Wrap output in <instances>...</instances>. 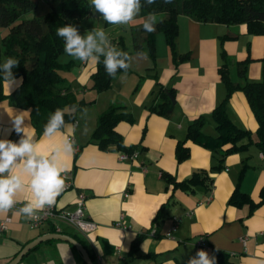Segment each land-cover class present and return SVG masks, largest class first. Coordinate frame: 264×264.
<instances>
[{
    "label": "crops",
    "instance_id": "crops-1",
    "mask_svg": "<svg viewBox=\"0 0 264 264\" xmlns=\"http://www.w3.org/2000/svg\"><path fill=\"white\" fill-rule=\"evenodd\" d=\"M32 1L36 10L39 3H46ZM48 11L47 4L38 16ZM148 15L140 9L128 25H109L100 16L69 23L82 36L94 28L103 29L115 48L122 38L131 57L129 70L117 73L109 89L96 92L91 88L96 62H82L66 53L60 55V63L67 64L62 85L69 102L65 110L75 113L77 125L73 121L66 123L67 129L51 138L44 132L38 134L30 110L5 98L0 101V140L18 143L26 134L39 145L41 154L48 158L57 156L58 166L64 169L61 175L70 172L72 187L60 193L55 205L72 210L78 196L83 195L86 214L97 228L83 234L62 225V233L78 240L95 264H188L198 251L213 256L216 249L227 252L237 264H264V200L260 198L264 152L252 143L245 151L222 156L220 150L212 151L187 141L188 158L178 161L175 153L178 141L186 136L188 124L200 115H209L225 97L226 87L218 73L221 64L228 65L231 80L240 85L264 80V34L248 32L245 23H204L179 15L176 49L187 58L175 63L164 36L158 34L161 32L155 35L153 58L144 44L140 50L133 49L131 28L146 21ZM242 60H248L245 77L238 75L237 62ZM17 80L19 83L12 89L3 82L5 94L21 83V77ZM160 86L166 92L172 90L173 110L168 116L149 110ZM112 104L124 105L133 116L132 122L120 121L116 130L126 146L134 147V158L121 159V151L102 150L90 139L98 115ZM226 113L237 126L250 131L252 140L256 139L257 122L242 91L232 93ZM16 120L22 121L20 128L24 133L15 130ZM203 130L216 133L211 118ZM69 136L80 147L77 153L67 139ZM69 142L72 151L66 153L64 146ZM244 163L248 167L241 175ZM198 171L206 172L209 180L188 190L175 187V182L189 179ZM29 182L30 178H25L22 190L17 191V202L27 203L31 198ZM236 186L250 196L255 207L229 203ZM121 214L130 228L114 226ZM174 216H179L180 222L167 237L165 233ZM4 218L9 222L0 236V264H8L26 244L51 232L48 224L31 227L29 218L19 211L0 213V219ZM199 240L201 245L197 244ZM134 242L137 249L132 254ZM49 261L86 264L72 244L57 239L40 242L18 264Z\"/></svg>",
    "mask_w": 264,
    "mask_h": 264
},
{
    "label": "trees",
    "instance_id": "trees-1",
    "mask_svg": "<svg viewBox=\"0 0 264 264\" xmlns=\"http://www.w3.org/2000/svg\"><path fill=\"white\" fill-rule=\"evenodd\" d=\"M44 1L48 4L49 11L43 17H36L34 15L36 5L31 0H0V27L6 29L0 38V65L2 56L5 60L16 59L18 66L12 71L16 78L21 77V83L9 94L4 93L3 79L0 77V101L8 98L17 106L29 109L32 124L38 134L44 132L49 117L57 109H65L69 103L62 92L64 78L60 70L64 66L58 60L59 56L65 53V42L63 38L57 36V29L85 17H103L95 10L91 0ZM140 5L144 13H154L157 20L154 25L155 31L151 33L145 31L143 27L145 21L131 28L133 49L140 50L144 44L152 58L155 56V35L158 32L164 35L175 63L187 58V55L178 54L176 49L179 15H186L204 23H245L248 32L264 34V0H171V3L155 0L151 5L147 0H140ZM116 49L128 54V48L122 38L118 40ZM221 56H225L223 50ZM103 60L104 57L101 56L96 62V71L91 76V88L96 92H103L112 85L113 77L107 74ZM247 62L248 60L237 62L240 77H245ZM120 72L124 70H118L117 73ZM218 73L226 87V95L209 115H200L188 124L185 138L178 141L175 149L178 161L189 156L187 141L212 151L220 150L222 156L245 151L252 143L264 152V80L245 81L243 85L233 82L226 63L221 64ZM237 90L245 95L256 119L255 140H252L249 130L237 126L226 113V104L232 93ZM170 93L172 94V90ZM149 110L162 116H168L172 112V101L162 86L159 87ZM210 118L214 122L215 134L203 130L204 124ZM64 120L66 123L74 121L75 113L65 110ZM120 121L132 122L133 116L124 105H109L98 115L96 126L91 133V141L102 150L113 149L127 154L132 153L134 147L126 146L116 130V125ZM247 167L244 163L241 175ZM207 179L209 180L206 172L198 171L189 179L174 184L175 187L188 190L204 184ZM260 198L261 201L264 200V186L260 190ZM229 203L235 206L248 203L251 209L256 206L250 196L242 192L238 186L232 191ZM136 249L137 244L134 242L131 253H135ZM88 254L95 264L93 256L89 252ZM209 257L214 259V264H237L229 258L227 252L220 249H216L213 256Z\"/></svg>",
    "mask_w": 264,
    "mask_h": 264
},
{
    "label": "clouds",
    "instance_id": "clouds-1",
    "mask_svg": "<svg viewBox=\"0 0 264 264\" xmlns=\"http://www.w3.org/2000/svg\"><path fill=\"white\" fill-rule=\"evenodd\" d=\"M165 2L171 3V0ZM147 3L151 5L155 0H147ZM91 4L111 25L132 23L141 9L140 0H91ZM156 20V15L150 13L143 25L145 31L154 32ZM56 34L65 42V53L76 60L95 63L101 56L104 57L105 70L113 78L118 70L123 69L127 72L130 67L131 57L113 47L103 29L94 28L82 36L76 27L66 25L57 29ZM17 66L18 61L14 58H7L3 65H0V77L5 84L11 86V89L19 83L12 71ZM64 115L65 109H57L49 117L44 128L45 136L51 138L61 129H67L68 124L64 120ZM20 123L22 121H15V130L18 133L23 132ZM38 149L39 145L33 143L32 138L26 134L18 143L0 140V213H5L14 207L16 203L14 197L18 190H22L25 178H30L28 186L31 198L20 209L22 214L28 218L38 219L37 211L56 204V199L64 188L65 181L61 175L64 169L58 166L57 156L48 158ZM64 151L66 153L72 151L70 142L65 144ZM5 173L7 175H4ZM49 264L54 262L49 261ZM189 264H214V259L201 250L189 261Z\"/></svg>",
    "mask_w": 264,
    "mask_h": 264
},
{
    "label": "built area",
    "instance_id": "built-area-1",
    "mask_svg": "<svg viewBox=\"0 0 264 264\" xmlns=\"http://www.w3.org/2000/svg\"><path fill=\"white\" fill-rule=\"evenodd\" d=\"M74 122V126L77 125L76 121ZM70 142L73 144V150L75 153H77L80 149L79 145H77L73 140V137L69 136L67 138ZM262 156V154L260 153ZM136 156V153L133 151L130 154H127L125 152H122L120 154V158H134ZM62 177L65 181L63 191L68 190L72 187V180H71V174L70 172H64L62 174ZM124 196H127V193H125ZM24 202H17L15 203L14 207L11 210L19 211L20 209L25 205ZM187 215L189 213L187 212ZM36 216L38 219L29 218V225L33 228H37L39 226H42L44 224H48L50 226V233H62V225H67L72 228H75L79 232L83 234L90 233L97 228V224L86 214V207H85V199L83 195H79L76 206L72 210L64 209V208H58L56 205H53L51 207H45L43 210L37 211ZM9 219L4 218L0 219V236L7 230ZM180 217L174 216L172 217L171 224L166 231L165 235L167 237H171L172 232L175 231L179 225ZM115 227L121 228V229H128L130 228L129 225L125 224L123 222V216L120 215V218L114 223ZM151 235L155 233V230H151ZM198 245L202 244V241H197Z\"/></svg>",
    "mask_w": 264,
    "mask_h": 264
},
{
    "label": "water",
    "instance_id": "water-1",
    "mask_svg": "<svg viewBox=\"0 0 264 264\" xmlns=\"http://www.w3.org/2000/svg\"><path fill=\"white\" fill-rule=\"evenodd\" d=\"M167 94L169 95L172 103H174V99L172 98L170 93L167 92ZM51 239L63 240V241H66V242L72 244L78 250V252L81 254L83 261L86 264H93V262L90 259L89 254H88L87 250L84 248V246L75 238L68 236L66 234H63V233H46V234H43V235L37 237L36 239H34L31 242H29L28 244H26L20 250V252L8 264H18V262L20 261L22 256L25 253H27V251H29L31 248H33L34 246H36L40 242L45 241V240H51Z\"/></svg>",
    "mask_w": 264,
    "mask_h": 264
},
{
    "label": "rangeland",
    "instance_id": "rangeland-1",
    "mask_svg": "<svg viewBox=\"0 0 264 264\" xmlns=\"http://www.w3.org/2000/svg\"><path fill=\"white\" fill-rule=\"evenodd\" d=\"M32 1V0H31ZM33 3H35V1H32ZM46 3H39L38 4V10H36L35 9V12H34V15L36 16V17H40V16H38V14L39 13H43V10H45V7H47V4L45 5ZM46 14V13H45ZM45 14H43L41 17H43ZM5 28H2V27H0V38L2 37V35L4 34V32H5ZM158 34H161L162 36H164L162 33H158ZM165 38V37H164ZM167 45V44H166ZM165 46V45H164ZM168 46V45H167ZM155 48H156V45H155ZM169 48V47H168ZM64 54V53H63ZM62 55V54H61ZM6 60H5V57H3L2 56V63H4ZM60 62V61H59ZM62 64V63H61ZM63 66H64V68H62L61 70H60V74H61V76L64 78V74H66L67 73V70H66V66H67V64H62ZM67 107V106H66ZM65 107V108H66Z\"/></svg>",
    "mask_w": 264,
    "mask_h": 264
}]
</instances>
